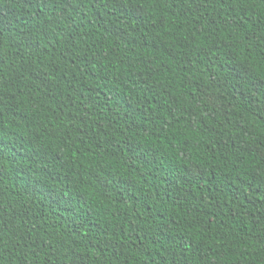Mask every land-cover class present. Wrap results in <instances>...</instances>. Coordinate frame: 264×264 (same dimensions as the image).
Listing matches in <instances>:
<instances>
[{
  "label": "trees",
  "instance_id": "16d2710c",
  "mask_svg": "<svg viewBox=\"0 0 264 264\" xmlns=\"http://www.w3.org/2000/svg\"><path fill=\"white\" fill-rule=\"evenodd\" d=\"M264 0H0V264H264Z\"/></svg>",
  "mask_w": 264,
  "mask_h": 264
},
{
  "label": "snow or ice",
  "instance_id": "6c2138e0",
  "mask_svg": "<svg viewBox=\"0 0 264 264\" xmlns=\"http://www.w3.org/2000/svg\"><path fill=\"white\" fill-rule=\"evenodd\" d=\"M262 79H264V77H262Z\"/></svg>",
  "mask_w": 264,
  "mask_h": 264
}]
</instances>
